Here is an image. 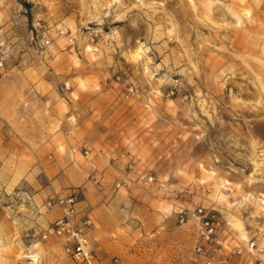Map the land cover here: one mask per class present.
Returning a JSON list of instances; mask_svg holds the SVG:
<instances>
[{"label":"rangeland","instance_id":"1","mask_svg":"<svg viewBox=\"0 0 264 264\" xmlns=\"http://www.w3.org/2000/svg\"><path fill=\"white\" fill-rule=\"evenodd\" d=\"M0 37L4 70L94 116L159 202L167 264H264V0H0ZM35 179L0 177V264H74L41 240Z\"/></svg>","mask_w":264,"mask_h":264},{"label":"crops","instance_id":"2","mask_svg":"<svg viewBox=\"0 0 264 264\" xmlns=\"http://www.w3.org/2000/svg\"><path fill=\"white\" fill-rule=\"evenodd\" d=\"M57 90L47 82L17 80L4 64L0 68L3 186L11 185L16 171L22 178L43 172L46 179H35L34 194L46 201L78 191L77 220L92 221L90 245L103 264H167L156 247L168 235V215L149 190L129 182L105 157L95 117H76L68 103L64 110ZM51 213L50 224L60 216L57 209Z\"/></svg>","mask_w":264,"mask_h":264},{"label":"built area","instance_id":"3","mask_svg":"<svg viewBox=\"0 0 264 264\" xmlns=\"http://www.w3.org/2000/svg\"><path fill=\"white\" fill-rule=\"evenodd\" d=\"M3 46L4 43L0 41V49ZM3 64V59L0 58V68L3 67ZM152 182V177L146 178L147 184H151ZM120 187L121 184H117V188ZM78 202V191H74L66 197H55L45 202V209H57L60 212V216L43 231L41 240H53L62 249L64 255L74 264H103L97 258L90 245L93 230L92 221L89 218L77 220L76 206ZM178 218L180 223H183L185 214L179 212ZM204 224L208 226L209 223L204 222ZM211 232L212 229L208 233L210 234ZM199 252H201L200 248L197 249V253ZM112 264H116V260H113ZM206 264L211 263L207 262Z\"/></svg>","mask_w":264,"mask_h":264}]
</instances>
